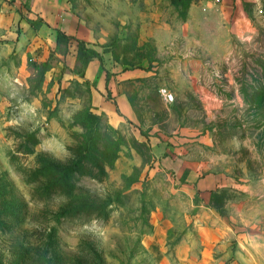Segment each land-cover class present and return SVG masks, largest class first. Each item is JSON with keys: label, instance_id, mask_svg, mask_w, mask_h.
Masks as SVG:
<instances>
[{"label": "rangeland", "instance_id": "rangeland-1", "mask_svg": "<svg viewBox=\"0 0 264 264\" xmlns=\"http://www.w3.org/2000/svg\"><path fill=\"white\" fill-rule=\"evenodd\" d=\"M73 6L83 37L39 61L6 39L0 3V264H264V5ZM92 61L112 103L109 81L127 77L137 121L115 128L97 110ZM88 114L106 178H77L61 216L65 197L34 173L41 158L74 162Z\"/></svg>", "mask_w": 264, "mask_h": 264}, {"label": "crops", "instance_id": "crops-1", "mask_svg": "<svg viewBox=\"0 0 264 264\" xmlns=\"http://www.w3.org/2000/svg\"><path fill=\"white\" fill-rule=\"evenodd\" d=\"M73 1L0 0L4 6L5 29L8 31L6 39L10 41L15 39L18 47L28 45L29 50L33 51L39 61L48 60L51 50L58 44L60 34L70 39L71 43L83 37L78 17L80 12L74 8ZM252 1L264 5V0ZM18 29H20L19 34L14 31ZM99 67V64L92 61L86 70V78L98 79L100 92H98L97 110L108 115L110 124L115 128L124 126L123 124L128 121H137V109L130 100L132 93L128 91L124 81L127 77L121 73L109 81L108 88L111 90V96L114 97V103H112L107 100L106 72L101 73ZM162 137L166 141V133H162ZM183 142L188 140L184 139ZM159 148L162 151L165 146H158L157 149Z\"/></svg>", "mask_w": 264, "mask_h": 264}, {"label": "trees", "instance_id": "trees-1", "mask_svg": "<svg viewBox=\"0 0 264 264\" xmlns=\"http://www.w3.org/2000/svg\"><path fill=\"white\" fill-rule=\"evenodd\" d=\"M62 35H59V39ZM90 59L87 60L89 62ZM99 117L93 114L87 115L86 122L89 123L88 133L83 136L78 148L75 151L76 159L71 165L64 166L54 162L51 159L41 158V167L34 173L36 178L47 182L50 189L59 190L61 195L66 199V205L61 208L59 215L64 216L71 212L73 208L72 200L75 199V182L79 177H90L100 181L106 178L104 163L107 162V154L100 151L97 145H101L98 138L94 139L93 128L94 122L97 123L95 136L100 135L101 127L98 125ZM105 131V130H104ZM109 143L114 147L113 156H117L119 144L111 137L107 136ZM76 207V206H75ZM91 207L88 204L77 206V210H85ZM64 214V215H63Z\"/></svg>", "mask_w": 264, "mask_h": 264}]
</instances>
